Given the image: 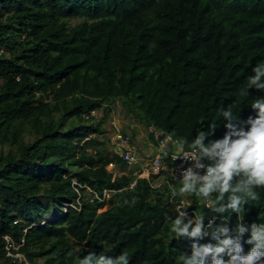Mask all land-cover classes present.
Listing matches in <instances>:
<instances>
[{
  "label": "trees",
  "instance_id": "obj_1",
  "mask_svg": "<svg viewBox=\"0 0 264 264\" xmlns=\"http://www.w3.org/2000/svg\"><path fill=\"white\" fill-rule=\"evenodd\" d=\"M262 61L264 0H0V264H27L7 254V234L30 264H79L90 252L181 264L192 240L167 219L178 215L179 179L130 187L132 169L118 155L114 176L109 140L98 135L122 99L138 120L187 143L212 126L205 142L220 139L222 109L239 121L256 116L251 103L264 91L240 90ZM89 188L115 189L107 208ZM255 191L242 221L190 194L185 222L197 214L207 225L215 213L225 219L213 228L264 223V188ZM211 231L200 243H216ZM249 237L250 228L245 253Z\"/></svg>",
  "mask_w": 264,
  "mask_h": 264
},
{
  "label": "clouds",
  "instance_id": "obj_2",
  "mask_svg": "<svg viewBox=\"0 0 264 264\" xmlns=\"http://www.w3.org/2000/svg\"><path fill=\"white\" fill-rule=\"evenodd\" d=\"M252 72L254 75L247 78V88L240 90L241 96H248L247 89L251 87L264 91V61L257 63L252 68ZM251 107L256 110V116H249L246 121H239L230 106L222 109L221 115L226 121L225 128L227 131L222 138L209 140L207 143L205 142L207 136L214 131L215 126H212L209 132L199 131L194 139L187 143L183 139L173 137L169 132L159 130L154 124L148 125L146 123L147 126H145L150 132L143 143L145 142L144 147H149L151 150L147 153L143 150L144 157L139 156L143 162L152 158L156 152L155 145H158L160 139L166 134H169L171 139L175 141L180 140L184 143L181 144V147L184 146V149H188V151L178 153L175 158L182 154L185 159L192 161V165L182 170L181 178L175 177L168 170H164L161 175H154L155 181L170 180V187L173 188L174 183L169 176L173 179H179L180 186L173 189L174 197L195 195L207 208L221 214L229 210L234 211L239 220L242 221L244 205L258 198L256 188H264V97L254 99ZM90 115L93 118L95 116L96 119V110L86 114V116ZM156 133L159 135L157 136ZM143 136L146 137L144 134ZM112 143L116 145V151L109 152V157L112 158L110 162L115 161L117 166L112 170L108 167L109 162L107 167L114 173L115 169L118 168L115 159L120 154L117 153V144L113 141ZM170 145L173 146V143ZM133 166L136 177V171L141 169V165ZM199 169H203V173L198 171ZM118 173L117 171L116 176ZM89 190L93 191L91 188ZM114 190L105 189L102 196L96 191L93 192L97 198L105 201L106 206ZM106 193L108 195L105 196ZM214 194L215 199H212ZM181 201H184L183 198L178 203ZM186 202L184 201V204ZM68 203L71 202H67L63 206L65 210L69 207ZM186 207L181 203L175 208L178 213L176 218H167L171 220V231L176 237H187L192 240L191 255L181 254L179 256L181 264H264V223L253 222L249 226L250 237L246 243L252 247L245 253L241 240L249 228L244 223L238 222L234 229H230L227 225H219L213 228V220L219 217L225 219L224 216L215 213L213 220L209 219L207 225L204 223V216L197 214L193 219H188L185 222L188 215V212L184 210ZM209 229H212L211 236L216 240V243H200L204 237L209 235ZM16 246L18 248L19 244L16 243ZM21 253L12 250L10 255L19 257ZM24 261L28 262L26 257ZM79 264H129V258L126 252L118 256H110L104 252L99 255L90 252L79 260Z\"/></svg>",
  "mask_w": 264,
  "mask_h": 264
},
{
  "label": "built area",
  "instance_id": "obj_3",
  "mask_svg": "<svg viewBox=\"0 0 264 264\" xmlns=\"http://www.w3.org/2000/svg\"><path fill=\"white\" fill-rule=\"evenodd\" d=\"M158 136L159 134L156 133ZM112 141L117 144L118 150L117 153L120 154V156L123 157L124 161L126 162L127 166H133L140 164L141 169L136 171V177L129 185L130 187H133L137 184L139 178L145 177L147 178L152 185L154 186H160L164 183H168L170 185V180L163 179L156 183L152 179V176L154 175H161L164 170L170 171L175 177L181 178L182 170L191 166L192 161L187 160L183 157V155H179L175 158V156L178 153L181 152H187L188 149H184L181 147V144H184L180 140H173L171 139V136L169 134H166L160 139L159 144L155 145V154L152 158L146 159V161H142V158L139 157L138 151L136 150L135 145L132 142L131 135L125 131H122L120 129H117L115 131V136L112 139ZM173 143V146L170 145ZM207 163V161H204ZM112 170L115 167V161H111L108 165ZM201 173H203V169H199ZM116 175V172L114 171V176ZM73 184H79L76 179L73 180ZM108 195V193L105 194V196ZM181 203L184 204V201H181L180 203H177L176 206H180ZM67 205H73L77 207L78 209L81 208V205L77 206L74 203H68ZM213 220V219H212ZM211 220V221H212ZM7 241V252L8 254H12L13 248L16 246L15 241L10 235L5 236Z\"/></svg>",
  "mask_w": 264,
  "mask_h": 264
},
{
  "label": "rangeland",
  "instance_id": "obj_4",
  "mask_svg": "<svg viewBox=\"0 0 264 264\" xmlns=\"http://www.w3.org/2000/svg\"><path fill=\"white\" fill-rule=\"evenodd\" d=\"M76 19L72 20V23L75 22ZM102 109H98L96 110V116L99 117L102 114ZM146 122L142 121V120H138V118L133 115L132 113H130L127 109L126 106L123 104V100L119 99L118 101H116V103L113 106V111L109 114V116L105 119L103 126L106 129V132L104 134H99L98 136L100 138H108L109 143L107 145V148L110 149V151H116V145H114L111 141V139L114 138L115 136V131L117 129H121V130H125L126 132H129L132 135V141L133 143L136 145L137 151L139 153L140 156H143V150L147 153L150 152V148L149 147H144V139H146L148 137V133L150 132V130L148 129V127L145 126ZM143 134L146 136L144 138ZM28 138V137H27ZM7 146H4V148H6ZM111 155V154H110ZM139 156V157H140ZM127 168H131L132 170H128V172H132L134 174L135 172V167H129L127 166ZM118 171L120 170L119 168H117ZM164 178V177H163ZM152 179L155 181L154 176H152ZM159 181H156V183ZM184 201H189L188 195H185L182 197ZM66 205V203H64V206ZM108 205H104L102 208H100L99 210H103L105 208H107ZM177 207V206H176ZM54 210L52 209L51 212L49 214H47V218L49 219H53V213ZM44 222V221H43ZM14 248H17V246H15ZM8 254V252H7ZM16 255V254H15ZM25 256L23 253L19 254V260H24ZM43 259L41 258L40 261H42ZM27 264H30V262H26Z\"/></svg>",
  "mask_w": 264,
  "mask_h": 264
},
{
  "label": "crops",
  "instance_id": "obj_5",
  "mask_svg": "<svg viewBox=\"0 0 264 264\" xmlns=\"http://www.w3.org/2000/svg\"><path fill=\"white\" fill-rule=\"evenodd\" d=\"M145 143V142H144ZM148 143V142H147ZM117 165H115V167H116ZM115 171L117 172L118 170L117 169H115ZM119 173L121 172V170L120 171H118Z\"/></svg>",
  "mask_w": 264,
  "mask_h": 264
}]
</instances>
